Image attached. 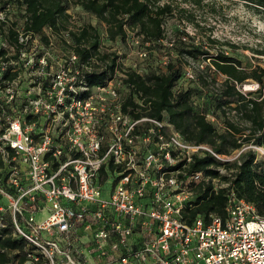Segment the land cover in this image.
I'll use <instances>...</instances> for the list:
<instances>
[{
  "label": "built area",
  "instance_id": "built-area-1",
  "mask_svg": "<svg viewBox=\"0 0 264 264\" xmlns=\"http://www.w3.org/2000/svg\"><path fill=\"white\" fill-rule=\"evenodd\" d=\"M8 25L0 13V230L9 214L34 264H85L61 241L80 228L98 264H264V217L233 189L225 218L185 215L194 186L210 179L183 169L194 156L222 155L147 115L142 96L125 110L114 78L90 86L100 64L54 42L69 31L46 29L45 42L17 29L14 44Z\"/></svg>",
  "mask_w": 264,
  "mask_h": 264
},
{
  "label": "trees",
  "instance_id": "trees-1",
  "mask_svg": "<svg viewBox=\"0 0 264 264\" xmlns=\"http://www.w3.org/2000/svg\"><path fill=\"white\" fill-rule=\"evenodd\" d=\"M15 1L24 6V31L42 36L45 42H48L46 29H51L57 36L69 31L70 43L67 49L78 55L82 62L94 59L100 64H96L94 71L87 75L90 86L103 85L118 71L122 72L123 81L129 91L125 110L128 106H131L132 110L139 106L134 101V94L142 96L146 105L142 108L147 110V115L160 120L167 116L168 121L186 141L209 145L220 155L228 156L246 144L264 145V68L258 67L248 71L236 58L224 52L212 54L209 50L200 47L192 46L191 49L181 51L182 55L192 59L202 58L210 61L206 64L207 67L201 66L203 69L201 72L213 68L214 74L224 77L222 88L211 95L212 103L224 117L225 130L220 132L209 120L207 113L198 111L194 106L192 96L195 90L174 92L176 84L186 75V72L183 73L181 62L169 60L165 72L155 70L145 74L139 73L135 68H125L122 56L111 51V48L102 46L96 27L91 24L72 27L71 15L68 13L71 4L78 5L89 15L106 24L109 40L125 39L129 31H137L142 36V42L149 45L160 43L165 38L164 17L173 11L171 3L160 5L161 0ZM184 1L196 5L202 3V0ZM242 1L264 9V0ZM14 24L8 28V37L17 44L15 38L17 24ZM180 40L184 42L185 37H180ZM142 48L147 54L143 60L148 62L150 58L148 49L143 45ZM258 54L264 55V51H259ZM247 79H253L258 83L259 91H255L259 92L258 97H252V92L243 93L240 90L239 87H242ZM209 85L207 81L202 84L204 87ZM229 112L235 113L237 121L229 118ZM256 159L252 149L243 153L234 162L220 161L210 153L194 156L183 172L186 174L202 172L210 180L194 186L195 198L187 206L185 214L189 221L198 216L208 217L210 214L225 218L228 193L231 189L234 190L237 198L253 204L259 215L264 217V169L258 165ZM2 166L0 162V168ZM182 166L183 164H179L176 168ZM220 168L225 169L228 175L222 174ZM214 179L228 183V186L215 191ZM4 219L7 227L0 230V264H11L13 259L19 256L18 252L26 249L20 259V262L24 263L29 253L27 249L31 247L25 239L14 234L10 215H4ZM14 254L15 257L12 256Z\"/></svg>",
  "mask_w": 264,
  "mask_h": 264
},
{
  "label": "rangeland",
  "instance_id": "rangeland-1",
  "mask_svg": "<svg viewBox=\"0 0 264 264\" xmlns=\"http://www.w3.org/2000/svg\"><path fill=\"white\" fill-rule=\"evenodd\" d=\"M164 3L173 5V11L164 17L165 38L160 43L149 45L142 42V36L137 31H129L125 39L109 40L106 24L89 15L78 5L71 4L68 13L74 19V22H71L72 27L86 24L96 27L101 37L102 46L119 53L125 68H135L139 73L145 74L155 70L165 72L169 60L181 62L183 73L186 72V75L176 84L174 92L195 90L192 96L194 106L200 112L205 111L217 130L222 132L225 130L224 117L212 103L211 95L222 88L221 83L224 77L214 74V69L211 67L210 70L201 72L203 70L201 66L207 67L206 64L210 61H205L202 58L192 59L182 55L181 51L191 49L192 46L200 47L209 50L212 54L224 52L240 60L248 71L258 67L264 68V55L258 54L259 51H264V9L242 0H202L199 5L184 0H161L159 2L160 5ZM0 13L9 19L7 30L12 25L14 26V23L17 24L18 30H24V6L19 2L0 0ZM182 36L185 37L184 42L180 40ZM54 42L66 50L70 40L57 37ZM142 45L148 49L147 53L150 54L148 62L139 56L140 51L145 50ZM188 71H192L193 78H188ZM122 76V72L118 71L113 78L121 85L120 92L126 95L129 91L124 87V84H120ZM204 81L210 84L209 87L202 86ZM239 88L243 93L252 92V97L259 96V92H255L259 91V85L253 79H247ZM228 115L231 120L237 121L234 112H229ZM167 120L166 116L165 121ZM250 149L255 152L258 165L264 169V145L246 144L230 155L222 156L226 160L225 162H234ZM220 172L228 175V172L223 168H220ZM4 202L7 203V201L0 199V204ZM61 241L63 244L74 242L76 244L75 250H72L73 247L71 246L68 248L72 252H76V255H80V260L85 264H98V260L94 257L92 235L89 231L80 228L75 235L69 239L62 238ZM25 251L26 249L19 251L18 257H15V254L12 255L15 258L11 264H34L32 257H36L38 254L32 248L27 249V253L29 252L27 260L24 263L20 262ZM202 264L205 263L202 262Z\"/></svg>",
  "mask_w": 264,
  "mask_h": 264
},
{
  "label": "crops",
  "instance_id": "crops-1",
  "mask_svg": "<svg viewBox=\"0 0 264 264\" xmlns=\"http://www.w3.org/2000/svg\"><path fill=\"white\" fill-rule=\"evenodd\" d=\"M94 257L98 260V262H101L99 259V257H100V255H99V253L98 252H95L94 253ZM99 258V259H98Z\"/></svg>",
  "mask_w": 264,
  "mask_h": 264
}]
</instances>
